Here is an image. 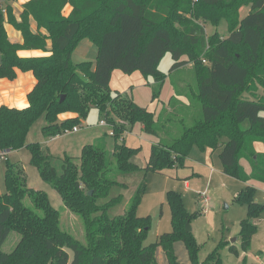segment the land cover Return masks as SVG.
Here are the masks:
<instances>
[{"label": "trees", "instance_id": "1", "mask_svg": "<svg viewBox=\"0 0 264 264\" xmlns=\"http://www.w3.org/2000/svg\"><path fill=\"white\" fill-rule=\"evenodd\" d=\"M67 5L72 6L68 15ZM32 17L37 32L32 30ZM202 21L215 27L226 22L227 35L217 29L208 35ZM6 22L21 31L22 43L10 40ZM86 38L98 47L96 60L74 62L73 53ZM48 40L50 54L25 57L18 53L21 49L48 51ZM167 52L175 61L171 71L193 63L202 115L171 143H153L142 167L133 160L141 147L129 146L125 133L140 122L144 132L159 136L155 113L129 96L114 94L110 83L115 69L139 70L154 77L153 99L158 98L166 77L158 65ZM0 55V79H15L17 69L33 71L37 78L27 107L0 106V151L26 146L31 164L65 205L82 217L86 231L82 241L63 229L61 211L48 194L30 187L24 169L8 159L6 193L0 195V264H159L158 246L165 250L168 264H185L176 254L177 241L185 243L190 264H224L221 250L227 245L238 256L250 250L258 231L256 222L264 212L253 186L236 196L248 206L247 217L241 221L240 248L222 238L204 261L199 260L201 245L193 230H186L194 215L186 210L180 192H168L172 231L149 245L145 241L151 217L137 213L144 181L121 214L111 216L109 211L123 201V194L104 203L100 200L109 197L114 186L128 188L113 172L182 168L194 145L220 147L224 173L264 183V151L256 149V143L264 144V94L257 93L259 85L264 88V0H30L23 5L20 19L11 4H0ZM177 101L173 96L170 106ZM92 106L112 128V149L105 137L96 138L83 146L78 158L65 154L59 173L39 142H26L30 128L42 116L46 119L43 133L55 137L86 119ZM67 112L76 115L60 120V114ZM244 158L250 162L249 174L240 163ZM26 198L32 205L26 204ZM13 230L21 233V239L12 251H6L4 245ZM66 248L73 250L72 259ZM243 264L251 263L244 257Z\"/></svg>", "mask_w": 264, "mask_h": 264}, {"label": "rangeland", "instance_id": "2", "mask_svg": "<svg viewBox=\"0 0 264 264\" xmlns=\"http://www.w3.org/2000/svg\"><path fill=\"white\" fill-rule=\"evenodd\" d=\"M4 1L0 0V2ZM246 10L248 9L246 8ZM200 23L205 26L208 35L216 29L223 35L228 33L227 23L224 21L219 27L203 21ZM97 52V45L86 38L74 53L73 60L74 62L95 61ZM174 62L171 52H167L159 62L158 68L166 74V77L160 95L156 99H153L155 83L153 76L146 77L139 70L128 73L121 69H115L112 74L110 88L114 94L129 96L139 106L155 113L159 136L144 132L140 122L135 124L132 131L125 133L126 143L129 146L141 147L140 152L133 157V160L142 167L147 165L153 143H171L183 134L186 127L193 126L202 115V104L196 96L198 82L193 63L171 71ZM257 93L259 95L264 94V88L261 85H259ZM173 96L178 98L175 107L170 106L169 103ZM101 118L98 108L92 106L88 117L78 124L80 131L61 135L49 142V138L42 131L46 125V119L42 116L30 128L26 142H39L51 157L57 171L61 173L64 155L69 154L78 158L83 146L94 142L96 138L105 137L108 148H113L115 140L110 134L112 128H110L109 123L108 126L100 124ZM256 149L263 151L264 144L256 143ZM220 150V147L214 149L208 146L203 148L194 145L186 159L185 167L166 168L160 172H145L143 170L130 174L113 172L112 176L128 183V188L114 186L110 196L101 199L100 202L104 203L118 194H123V201L109 211L111 216L121 214L129 208L131 197L144 181L145 192L137 213L140 216L149 215L151 217V228L145 241V244L149 245L156 242L161 234L172 231V211L168 202V192L177 191L183 196L186 210L194 215L190 223L193 228V235L201 245L200 261L207 258L222 238L240 248L241 221L247 217L248 206L246 203L238 202L236 196L242 189L250 185L255 187V199L264 203V183L256 179L243 181L236 176L224 173L219 157ZM8 159L24 169L30 187L45 191L48 194L52 205L61 211L63 229L85 241L86 231L82 217L68 208L59 192L42 178L38 167L31 164V152L26 146L9 151L5 154V158H0V195L6 193L5 175ZM240 163L244 171L249 174L251 172L250 162L244 158ZM25 202L32 205L28 198L25 199ZM257 222L260 232L259 234L256 233L251 245L253 255L257 254L254 252L258 251L261 248V243L264 242V212ZM20 239L21 233L15 230L11 231L5 242L4 250L12 251ZM66 249L72 259L73 250ZM175 251L181 262L190 264V256L183 241L175 243ZM252 254L249 259H252ZM221 255L224 264H243V256L231 252L228 245L221 250ZM156 256L159 264H168V257L163 247L158 246Z\"/></svg>", "mask_w": 264, "mask_h": 264}, {"label": "crops", "instance_id": "3", "mask_svg": "<svg viewBox=\"0 0 264 264\" xmlns=\"http://www.w3.org/2000/svg\"><path fill=\"white\" fill-rule=\"evenodd\" d=\"M28 1H30V0H5L4 2H0V4L2 6H5L6 4L13 5L14 13L16 14L17 18L20 19V13L23 10V5ZM71 11H72V6L67 5L65 8V14L68 15V14H70ZM5 26H6L9 38L12 42L22 43L24 41V38H23L21 31L17 30L11 23L6 22ZM31 27H32V30L34 32L38 31L37 21L33 17L31 18ZM41 31L43 33H46V30L44 28H42ZM83 40H85V39H83ZM83 40L81 42H83ZM80 43H79V45H80ZM79 45L77 46V48L79 47ZM51 46H52V42H51V40H48V49H49L48 51H45L43 49H21V50H19L18 53H19V55L25 56V57L47 55V54L51 53L50 52ZM77 48H76V50H77ZM76 50L74 51V53L76 52ZM74 53H73V55H74ZM36 82H37V78H36L35 74L33 73V71H23L20 69H17V77L13 80H11L9 78H1L0 79V106L7 105L10 107H18V108L27 107L29 105L28 93L33 89ZM75 115L76 114L73 112H67V113L60 114L59 118H60V120H64V119L73 117ZM106 126H108V125H106ZM79 131H80V129H79ZM110 131H111V129H110ZM58 137L59 136L48 137L49 138L48 141L50 142V141H52ZM125 140H126V138H125ZM259 151H261V150H259ZM187 184L189 185V182H187ZM256 223L258 225L257 234H259V232H260L259 224H258V222H256ZM254 236H253V241H254ZM263 241H264V239H263ZM254 253H257V254L253 255L251 253V248L248 252L241 251V255L243 256V258L245 257L247 259L248 263L264 264V242L261 243V248L258 251L256 250ZM251 254H252V259H249V256Z\"/></svg>", "mask_w": 264, "mask_h": 264}, {"label": "built area", "instance_id": "4", "mask_svg": "<svg viewBox=\"0 0 264 264\" xmlns=\"http://www.w3.org/2000/svg\"><path fill=\"white\" fill-rule=\"evenodd\" d=\"M100 123H101L102 125H108V122L105 121V120H101ZM79 129H80L79 126L76 125V126H74L73 128H67V129H65L64 132H63L62 134H59V135H57V136L64 135V134H70V133H72V132H77V131H79ZM7 152H9V151H1V153H0V158H5V154H7Z\"/></svg>", "mask_w": 264, "mask_h": 264}, {"label": "water", "instance_id": "5", "mask_svg": "<svg viewBox=\"0 0 264 264\" xmlns=\"http://www.w3.org/2000/svg\"><path fill=\"white\" fill-rule=\"evenodd\" d=\"M1 60H2V57H1V55H0V62H1ZM64 98H65V96H63L61 100L63 101ZM91 193H92V191H91ZM186 230H187V231H192V230H193L190 221H188L187 224H186Z\"/></svg>", "mask_w": 264, "mask_h": 264}]
</instances>
